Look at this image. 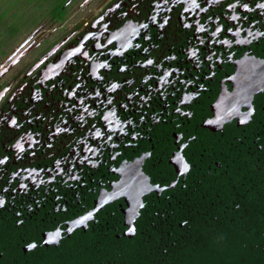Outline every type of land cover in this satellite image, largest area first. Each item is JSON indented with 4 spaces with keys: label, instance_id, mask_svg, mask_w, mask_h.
<instances>
[{
    "label": "flooded vegetation",
    "instance_id": "af4514ba",
    "mask_svg": "<svg viewBox=\"0 0 264 264\" xmlns=\"http://www.w3.org/2000/svg\"><path fill=\"white\" fill-rule=\"evenodd\" d=\"M62 9L1 26L0 264L262 254L264 0Z\"/></svg>",
    "mask_w": 264,
    "mask_h": 264
},
{
    "label": "trees",
    "instance_id": "16d2710c",
    "mask_svg": "<svg viewBox=\"0 0 264 264\" xmlns=\"http://www.w3.org/2000/svg\"><path fill=\"white\" fill-rule=\"evenodd\" d=\"M67 0H0V33L1 26L4 22V16L7 11L13 13V20L16 22L13 26L19 25L22 18L29 11L30 17L35 15V11L42 13L50 9L53 5L56 15L58 16L64 10L62 6ZM7 3V6L5 4ZM22 14V15H21ZM27 22H22L23 26ZM263 227V242H264V225ZM232 245L230 255H225L217 258H201L198 264H264V251L262 254L249 255L247 247Z\"/></svg>",
    "mask_w": 264,
    "mask_h": 264
},
{
    "label": "water",
    "instance_id": "95a60500",
    "mask_svg": "<svg viewBox=\"0 0 264 264\" xmlns=\"http://www.w3.org/2000/svg\"><path fill=\"white\" fill-rule=\"evenodd\" d=\"M263 67H264V64H263ZM239 73L242 74V71H240ZM263 89H264V73L262 74L260 72V73H257L254 77H252V80L245 79L244 82H241L239 80V85L237 87H235L234 92H233V94H231V96H233L236 101L237 100L246 101L245 100L246 97L248 99H251L254 96V94H256L257 92H259ZM224 100L222 101L223 103H224ZM222 102H221V104H222ZM237 105L238 104L235 102L233 104V109L235 107L238 108ZM232 112H235V111H232ZM232 114L234 115V113H232ZM223 122H225V121H223Z\"/></svg>",
    "mask_w": 264,
    "mask_h": 264
},
{
    "label": "rangeland",
    "instance_id": "374dc122",
    "mask_svg": "<svg viewBox=\"0 0 264 264\" xmlns=\"http://www.w3.org/2000/svg\"><path fill=\"white\" fill-rule=\"evenodd\" d=\"M74 4H77V5H75L74 7H72V10L73 11H75V10H77V9H80V7H82V6H80V4L78 5V3H76V2H74ZM29 13V11L27 12V14ZM27 29V28H26ZM25 29V30H26Z\"/></svg>",
    "mask_w": 264,
    "mask_h": 264
}]
</instances>
